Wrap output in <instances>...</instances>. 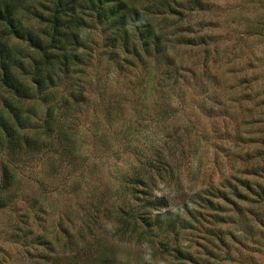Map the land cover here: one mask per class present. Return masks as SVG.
<instances>
[{"label": "rangeland", "instance_id": "rangeland-1", "mask_svg": "<svg viewBox=\"0 0 264 264\" xmlns=\"http://www.w3.org/2000/svg\"><path fill=\"white\" fill-rule=\"evenodd\" d=\"M181 4L185 9L182 20L175 30L170 27L165 33L160 56L151 60L147 73L139 78L124 77L123 53L113 56L102 48L106 21L100 22L94 12L84 10L79 44L91 47L78 49L84 61L83 73L67 78L81 79L75 88L86 100L80 102V109L76 101L71 110L67 104L58 105L60 117L54 130L47 138L37 136V146L24 148L15 176L16 191L23 194L24 205L31 206L29 212L37 211L43 218L30 219L33 229L42 221L59 227L65 212L66 219L76 222L93 216L94 231L116 249L117 264L139 260L178 264L174 245L190 249L196 264L203 263V255L208 257L207 264H264V200L257 202L248 193L247 199L240 200L230 190L231 186L239 188L240 179L264 184V36L249 26L258 19L264 22V0H181ZM196 35L206 38L207 43L197 44ZM8 46L13 51L12 43ZM132 78L150 88L141 105L140 100L133 104L128 99L125 81ZM99 89L105 90L104 97L109 96L97 98ZM26 95L16 97L22 112L9 115L13 125L24 128L25 133L35 131L36 123L43 126L50 104L40 102L39 94ZM120 97L122 108L116 113L113 99ZM141 106H147L146 112L140 113ZM125 133H129L127 140ZM30 137L37 138L35 134ZM107 137H113L114 143L107 145ZM163 145L173 147L172 155ZM157 147L163 167L153 179L147 177L146 197L164 198L166 205L156 212L146 210L148 216L180 221L198 213L208 215L211 204H224V211L217 212L224 220L216 223L221 240L209 235L204 218L194 221L192 230H184L179 241L163 249L158 244L137 242L131 232L121 237L116 234L119 225L114 223L109 203L119 201L124 208L143 214L141 200L135 196L128 199L131 196L126 195L121 182L125 175L146 172V160L155 156ZM96 154L99 157L94 161ZM253 155L256 160L251 159ZM8 157V149L0 147V160ZM83 157L96 167L89 166V183L76 190V178L68 172L74 160L79 162ZM255 161L260 167L252 171V164L258 166ZM81 167L88 168L86 163ZM136 188L141 189L140 185ZM97 194L101 197L99 207L95 206ZM19 201L18 206H22ZM15 215L9 210L0 212V264H31L26 247L9 236ZM150 233L161 234L155 229ZM155 249L159 250L153 256Z\"/></svg>", "mask_w": 264, "mask_h": 264}, {"label": "trees", "instance_id": "trees-1", "mask_svg": "<svg viewBox=\"0 0 264 264\" xmlns=\"http://www.w3.org/2000/svg\"><path fill=\"white\" fill-rule=\"evenodd\" d=\"M34 1L36 3L32 5ZM183 7L181 0H0V147H6L9 155L7 159L0 160V212L9 210L16 213L17 218L11 223L13 227L9 236L22 247H26L25 255L31 264H117L114 258L117 251L94 231L96 223L92 221L93 216H84L76 222L69 220L70 218L66 219L64 216H68V213L65 212L62 220L58 222L59 227L46 225L42 221L41 225L33 229L30 219L43 218L40 219L37 211L29 212L28 208L31 206L24 205L23 194L16 191L15 184V176L23 160L20 158L21 152L24 148L31 149L32 146H37L35 143L38 142L41 134L47 138L54 130L59 116L57 106L67 104L68 109L71 110V103L76 101L79 102L77 106L80 109V102L86 100L82 91L78 92L75 88L81 79L77 78L73 81L67 78L77 72L83 73L84 70L83 57L81 52H78L79 47L84 46L86 50L89 46L85 43L79 44L80 31L85 26L82 18L84 10L94 12L100 22L106 21L104 28L107 32L105 39L102 40V48L113 56L123 53L122 59L126 61V64H123L124 77L139 78V74L147 73L151 60L153 59L154 62L160 56L161 40L167 39L165 33L170 27L175 30L177 23L182 20L185 11ZM249 26L256 31V34L264 36V22L261 19L250 23ZM195 38L197 44L207 43L206 38L201 35H196ZM9 43H12L13 51L9 48ZM205 51L207 52L206 49ZM125 82L128 85V99L133 104L140 100L141 105L143 98L150 94V88L134 78ZM151 88L156 90L154 87ZM88 92L92 93L93 88ZM105 93L104 89H99V94L96 96L103 100L109 96L107 94L104 97ZM32 94H39L40 102H50V104L46 109L43 126L40 127V123H36L35 131L30 130L25 133L24 128L20 130L17 124L13 125L9 115L11 112L15 115L22 112L21 104L16 101L17 96L29 97ZM121 98L113 99L116 113L122 108ZM38 106L39 103L31 108V115L35 114L34 109ZM141 107L143 110L140 113L146 112L147 106ZM61 116L66 118L63 112ZM162 121H165V117ZM31 134L38 137L31 139ZM123 136L128 139L129 133ZM112 138L107 137L109 139L106 141L107 145L114 143ZM163 146L169 148L171 145ZM172 148H169L170 154ZM254 156H251V159L256 160ZM98 157L96 154L93 160ZM162 160L160 147H157L155 156L146 160L145 164L149 166L146 172L124 176L121 182L122 188L126 195L131 196L128 199L132 200L135 196L141 200L140 210L143 214L135 213L131 208H124L125 204H120L119 201H110V213L114 214V223L119 225L116 234H120L121 237L131 232L135 234L137 242H146L163 249L167 244L179 241V236L184 230H192L196 224L194 221L204 218L208 222L206 231L209 235L221 240V231H217L216 223L224 220V216L219 217L217 214L220 210L224 211L226 208L224 204L219 205L220 207L211 204L212 211L208 215L206 212L198 213L184 217L180 221L170 218L166 221L158 215L148 216L146 210L156 212L166 205L164 198L146 197L147 182L162 170ZM85 163L88 168L84 170L81 165ZM254 164L258 166L252 164L251 167L254 168L252 171L260 167L257 161ZM72 165L68 175L76 178L75 189H81L83 184L87 185L90 181L86 179L87 175L92 173L89 171V166H96H93V161H89L86 157L79 162L74 160ZM240 180L239 188L231 186L230 189L235 198L245 200L248 198V193L254 197V200H258L257 202L264 200L263 183L256 181L252 184L247 179ZM137 185H140V190H137ZM215 195L220 198L218 192ZM96 197L95 206L99 207L101 197L99 194ZM20 199L23 200L22 206H18ZM227 202L231 203V201ZM256 217L262 220V217L257 215ZM152 229L161 234L150 233ZM158 250H154L153 256ZM208 253L210 254L211 251ZM191 254L190 249L174 245L173 256L178 264H182L181 262L196 264ZM205 257L201 259L202 264H207L205 261H208V257ZM126 264L150 263L139 260L135 263L126 261Z\"/></svg>", "mask_w": 264, "mask_h": 264}]
</instances>
